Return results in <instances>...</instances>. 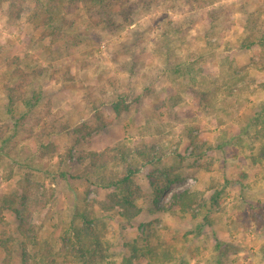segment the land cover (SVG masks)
<instances>
[{
  "label": "rangeland",
  "instance_id": "1",
  "mask_svg": "<svg viewBox=\"0 0 264 264\" xmlns=\"http://www.w3.org/2000/svg\"><path fill=\"white\" fill-rule=\"evenodd\" d=\"M46 1L0 0V207L28 178L53 193L35 244L2 211L0 240L20 241L0 244V264H264V51L243 46L264 0ZM130 170L142 213L126 220L106 186ZM168 179L155 206L150 181ZM184 190L201 193L194 218L170 210Z\"/></svg>",
  "mask_w": 264,
  "mask_h": 264
},
{
  "label": "trees",
  "instance_id": "2",
  "mask_svg": "<svg viewBox=\"0 0 264 264\" xmlns=\"http://www.w3.org/2000/svg\"><path fill=\"white\" fill-rule=\"evenodd\" d=\"M48 1V0H47ZM46 1V3H47ZM50 1V0H49ZM56 0H54L55 2ZM61 1V0H60ZM85 5H88L90 2L95 1L96 3H99L100 6L102 7H107L111 8L113 6V3L110 1L109 3L106 2V0H83ZM52 2V3H54ZM128 3V1H125L124 4ZM130 5V4H129ZM131 5H134V2L131 3ZM53 7L56 8V4H53L51 7L49 6L48 9H52ZM129 6H120V11L119 15L123 14L126 10H129ZM127 12V11H126ZM122 17L126 24H132V20L128 18V15H120ZM250 21L245 25L244 27V32L246 33V38H245V45L244 48L246 49H253L255 48H260L264 51V21L261 24H258L257 19H255L254 14L250 15ZM117 26L120 24L113 23ZM259 25V26H258ZM120 27V26H119ZM183 26H176V30H183ZM187 28V26H186ZM14 64L18 66V63L14 60ZM7 96H8V107L9 111L15 113V105L17 101L20 99V96L18 93L14 91L12 87L7 88L6 90ZM36 96L34 97V100L37 101ZM126 102L124 100L120 101H115L112 104L109 105V108L111 110V113H113L116 116H119L122 111L124 110V106ZM25 107L30 108L32 105V102L30 100H25L24 101ZM27 116H29V111H26L24 113H21L15 127L16 128H23L26 125V120ZM66 127V126H65ZM10 139H4L3 144L6 145ZM4 147V146H3ZM2 148H0L1 151ZM39 151L41 152L42 150H45V147L43 145H39ZM123 151L120 150V153ZM91 157L96 161H101V162H107V157L103 156V154H96L91 152ZM128 156H132L133 153L130 151L128 154H125L124 156H121V159H124ZM136 155L140 156L141 158L146 159V154L142 152H136ZM261 156L264 157V146L263 150L261 151ZM70 157V156H69ZM93 166V165H92ZM93 171V167H89V170L86 171V173L80 175L79 177H84L91 173ZM135 174L134 171H129V173L123 177L122 179L118 181H112L110 182L106 187L107 188H112L115 192L118 190L122 193V196L119 197L118 203L121 206L122 210V217H124L126 220H133L137 216H139L142 213L141 207H137L135 205V200L131 198V196L134 193V190L131 188V183H132V176ZM178 179V178H176ZM176 179H168L165 184L159 185V183H153L150 181V186L153 189V193L155 195L153 199V203L155 206L158 205V198L159 194L170 186L173 182L176 181ZM28 184L26 186L22 187V191L18 195L11 196L10 198H7L3 202V207H0V222L3 219L2 211L4 209H10L15 212L18 218V230H17V235L22 237L27 245L30 244H35L36 238H37V227L36 225L32 222L33 215L36 211L43 210L46 206L49 200L53 197V193L48 191L46 188H38L34 185L30 184L29 178L26 180ZM116 195V194H115ZM118 195V194H117ZM222 193L218 192L211 198V204L215 205L218 203V201L221 199ZM201 193L200 192H195L191 190H184L179 193H173L171 200H170V210L173 212H180L183 214H188L191 213V216L194 218L196 214L194 213L196 207H201ZM133 209V212H130V209ZM85 222V221H84ZM88 222V223H87ZM85 222L86 224L90 225V221L87 220ZM83 231H86L83 230ZM15 235L9 236L8 238H2L0 240V244L3 245L4 249H8V243L13 242L16 243L20 241V239ZM86 232L81 233V231H78L76 233V239L78 237H81L80 242L86 243L87 241L85 240ZM96 249L91 251V255L94 256L97 254V249H102L101 245H94ZM7 247V248H6ZM85 248V246H81V249ZM81 252L80 248H76V246L72 247V254L74 252L75 254H78V252ZM81 260V258L79 259Z\"/></svg>",
  "mask_w": 264,
  "mask_h": 264
}]
</instances>
